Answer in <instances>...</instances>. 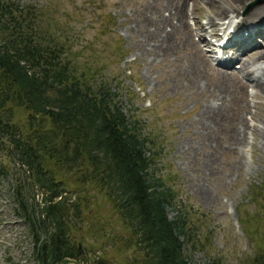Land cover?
Here are the masks:
<instances>
[{
    "label": "rangeland",
    "instance_id": "rangeland-1",
    "mask_svg": "<svg viewBox=\"0 0 264 264\" xmlns=\"http://www.w3.org/2000/svg\"><path fill=\"white\" fill-rule=\"evenodd\" d=\"M4 1L32 7L50 34L65 37L66 54H71L74 65L89 68L96 81H106L118 93L123 111L130 115L133 110L134 119L142 122L144 135H155V175L177 190L168 217L186 212L191 238L200 241L199 246L188 243L185 248L192 262L207 264L212 256L221 258V264H244L257 249L256 241L264 242V197L251 199V189L261 191L264 186V92L250 81L256 76L264 84V73L244 75L241 43L234 49L235 57L229 48L217 50L219 56L227 52L223 59L232 63L230 67H218L211 60L213 67L206 56L210 47L204 43L213 41L210 33L225 20L244 21L264 0H245L237 17L226 10L233 0ZM201 22L207 23L206 34ZM202 34L209 40L202 43ZM260 45L251 50L263 53L254 68H261V62L264 66V42ZM11 111L10 122L26 134L32 127L30 116L15 104ZM5 164L14 169L10 162ZM73 172L67 175L66 167L58 172V178L66 181L63 195L69 201L78 193L72 185ZM6 178L0 175V264H9L5 259L9 255L14 264H37L27 224L14 211L9 192L13 178L11 174ZM34 190L33 201L40 208L43 189ZM102 192H92L95 196L88 202L97 217L91 219L88 208L82 214L83 220L101 229L85 238L96 245L106 240V254L113 255L108 264H125L132 259L133 248L118 253L121 243L101 235L111 227L113 232L107 233L118 231L124 239L129 237L111 216L113 205ZM241 217L246 221L243 227L253 229L245 231Z\"/></svg>",
    "mask_w": 264,
    "mask_h": 264
},
{
    "label": "trees",
    "instance_id": "trees-1",
    "mask_svg": "<svg viewBox=\"0 0 264 264\" xmlns=\"http://www.w3.org/2000/svg\"><path fill=\"white\" fill-rule=\"evenodd\" d=\"M64 38L50 34L32 7L0 0V175L13 178L9 192L32 236L34 259L37 264H108L113 255L106 254L107 241L96 245L85 238L100 225L82 218L95 196L91 193L103 190L113 205L111 216L129 237L107 233L111 227L101 235L121 243L118 253L133 248L125 264H195L185 248L200 241L191 238L186 212L168 217L177 190L155 175V135H144L142 122L133 110L123 111L106 81L74 65ZM13 104L30 116L26 134L10 122ZM60 167L67 175L74 171V201L63 195L68 188L58 178ZM35 188L43 189L40 208L33 201ZM251 192L252 201L263 198L264 186ZM91 213V219L97 217ZM103 222L108 226L107 219ZM239 223L245 231L253 229L243 227L242 217ZM256 242L244 264H264V242ZM210 257L207 264H221V258Z\"/></svg>",
    "mask_w": 264,
    "mask_h": 264
},
{
    "label": "bare ground",
    "instance_id": "bare-ground-1",
    "mask_svg": "<svg viewBox=\"0 0 264 264\" xmlns=\"http://www.w3.org/2000/svg\"><path fill=\"white\" fill-rule=\"evenodd\" d=\"M244 2H245V0H233L231 2V4L228 5V8H226V10H232L235 13L236 17H237L238 15L236 13H239V11L241 9V6H242V4H244ZM181 12H182V10L179 12V15H178V18H180V19H181V14H180ZM250 18H253L255 21H253V20L252 21H249ZM208 20H209V22H210L211 25H216L213 18H210ZM251 22H256L258 24V28L255 31H252V33H254V34H261L262 33V30L260 28V25L262 24V26H264V3H262V4L258 5V6H255L252 10H250L249 14L245 17L244 21L242 19V21H240L237 25L251 23ZM201 24H202V27H203V33L206 34V31H207L206 30V24L207 23L204 24V23L201 22ZM211 35L213 37H215V38H219L220 37L216 30L212 31L210 33V36ZM250 35L251 34H249L248 36H250ZM200 36H202V43L205 42V39L206 40H209L203 34L200 35ZM245 39L246 38H244L243 41ZM240 43H241V41H240ZM210 44L211 43H209V42L204 43V45H210ZM262 55H263V53H259L258 51H253V52L251 51V52L246 53L245 55H243V56L240 57V62L242 63V70L244 72H246V75L247 76H250L254 71H257L259 69V67L254 68L253 65L254 64H258L259 65V63H257L258 62L257 60L260 59L262 57ZM262 67H263V63L261 64V68ZM236 73L233 72L231 74H233L235 76ZM221 74H224L225 75V72H223ZM232 78H233V76H232ZM259 78L260 77H257V78H254L253 79V81L251 82L252 87H254V89H256V90H259V91L264 92V84L262 83L263 81L262 82L259 81ZM237 84H240V83H237ZM240 85H244L245 86L244 83L243 84H240Z\"/></svg>",
    "mask_w": 264,
    "mask_h": 264
}]
</instances>
